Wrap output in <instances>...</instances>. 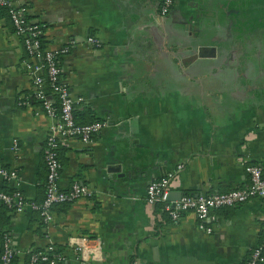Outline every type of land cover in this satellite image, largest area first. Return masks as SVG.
<instances>
[{
  "label": "crops",
  "instance_id": "1",
  "mask_svg": "<svg viewBox=\"0 0 264 264\" xmlns=\"http://www.w3.org/2000/svg\"><path fill=\"white\" fill-rule=\"evenodd\" d=\"M13 2L44 26L46 48L70 46L60 65L78 121L107 122L88 143H61L62 189L83 183L93 197L54 206L49 223L29 208L0 207L13 264H32L28 249L49 243L59 264H248L264 234V199L213 208L207 233L195 212L175 222L146 196L171 171L172 201L247 188L249 165L264 175V0H175L165 16L163 0ZM27 62L38 60L0 16V165L20 177L3 186L40 202L58 118L35 98ZM73 235L99 238L102 257L79 258Z\"/></svg>",
  "mask_w": 264,
  "mask_h": 264
},
{
  "label": "built area",
  "instance_id": "2",
  "mask_svg": "<svg viewBox=\"0 0 264 264\" xmlns=\"http://www.w3.org/2000/svg\"><path fill=\"white\" fill-rule=\"evenodd\" d=\"M175 0H163L161 15H167L173 7ZM0 6L9 8L10 18L16 33L23 37L24 46L29 58H35L37 63L27 62V67L33 74L35 98L42 108L58 121L52 126L46 139L44 161L47 169L45 196L41 202L29 200L17 188L11 192L3 188V184L20 182L19 172L16 169L0 165V201L9 205L15 211L26 208L40 213L43 221L49 223L54 218V206L66 202H74L81 198H91L94 190L83 183L75 182L69 189L64 190L60 184L62 164L59 148L65 138H78L85 143L91 141L92 136L107 125L103 122H90L81 124L75 120L74 105L69 85L62 77V68L59 57L70 53V46L64 45L56 49L43 48L40 34L43 30L37 23L27 20L26 8L17 6L13 0H0ZM87 42L93 46L101 47L102 42L95 36H89ZM17 148V144L15 145ZM247 171L251 176V185L243 189H233L227 192L211 194H183L180 199H170V182L176 171L168 172L165 176L150 182L147 188L146 200L149 204H161L162 209L169 218L179 221L186 211H193L198 218V226L207 233H212L214 228L210 224L215 217L213 208L243 204L252 198L264 199V175L261 166L249 165ZM88 235H73L68 243L75 249L79 258L86 260L90 257L101 258L102 249L100 239ZM97 242V243H96ZM31 262L44 261L48 264H59L62 258L58 247L49 243L44 248L28 249ZM16 250L13 247L11 236L6 233L2 240V264H13ZM264 263V244L258 243L251 254L248 264Z\"/></svg>",
  "mask_w": 264,
  "mask_h": 264
},
{
  "label": "trees",
  "instance_id": "3",
  "mask_svg": "<svg viewBox=\"0 0 264 264\" xmlns=\"http://www.w3.org/2000/svg\"><path fill=\"white\" fill-rule=\"evenodd\" d=\"M0 16H5V17H10V13H9V8L7 7H4V6H0ZM25 17L27 20H29V17L26 15L25 13ZM39 26L42 28L43 32L42 34H40L39 36V39L41 40V43H42V47L43 48H46V43H45V37H44V26L42 24H39ZM15 28V27H14ZM27 52V51H26ZM28 55V54H27ZM60 58L59 57V63H60ZM75 110V109H74ZM74 117H75V120L78 122V123H81V124H85V123H82V122H79L78 121V116L75 115V111H74ZM90 122H103L102 120L101 121H98V120H91ZM90 122H86V123H90ZM59 154H60V160H61V145H60V148H59ZM62 164V162H61ZM46 184V183H45ZM3 188L7 191H12L14 188L10 189L8 187H5L3 186ZM44 199V198H43ZM39 202V201H38ZM41 202V201H40ZM69 203H72V202H66V203H62V204H69ZM58 205V204H56ZM55 205V206H56ZM0 207H4V208H7V209H12V207H10L9 205L5 204L4 202L0 201ZM36 211V210H35ZM38 212V211H37ZM39 213V212H38ZM40 215V213H39ZM41 216V215H40ZM42 218V217H41ZM6 223L7 221L6 220H3L2 219V216H0V244H1V251H2V240H3V237L5 236L6 233H8L10 235V232L7 230L6 228ZM11 236V235H10ZM12 238V237H11ZM260 243H263L264 244V234L262 235L261 237V240H260ZM58 251H61L59 248H58ZM253 252V251H252ZM251 252V254H252ZM0 255H1V252H0ZM251 255L248 257V261L250 259ZM30 260V259H29ZM31 262V261H30ZM32 264H48L44 261H38V262H31ZM0 264H2V261H1V258H0Z\"/></svg>",
  "mask_w": 264,
  "mask_h": 264
}]
</instances>
